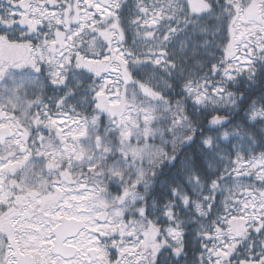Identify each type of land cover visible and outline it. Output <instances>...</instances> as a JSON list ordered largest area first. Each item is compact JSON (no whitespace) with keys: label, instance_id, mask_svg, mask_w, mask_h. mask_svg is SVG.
I'll use <instances>...</instances> for the list:
<instances>
[{"label":"snow or ice","instance_id":"1","mask_svg":"<svg viewBox=\"0 0 264 264\" xmlns=\"http://www.w3.org/2000/svg\"><path fill=\"white\" fill-rule=\"evenodd\" d=\"M0 264H264V0H0Z\"/></svg>","mask_w":264,"mask_h":264}]
</instances>
